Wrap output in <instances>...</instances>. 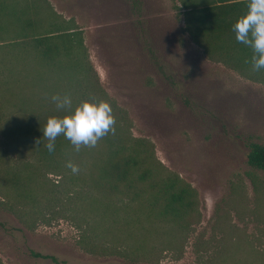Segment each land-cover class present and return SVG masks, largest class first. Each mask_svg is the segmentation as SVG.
Wrapping results in <instances>:
<instances>
[{"label":"rangeland","instance_id":"obj_1","mask_svg":"<svg viewBox=\"0 0 264 264\" xmlns=\"http://www.w3.org/2000/svg\"><path fill=\"white\" fill-rule=\"evenodd\" d=\"M35 1L42 23L47 2L80 44L73 68L29 55L13 64V50L0 46L3 263L56 264L39 252L60 264H264V171L246 158L250 141L264 144V84L208 59L184 29L179 0ZM81 82L87 100L111 104L123 136L146 141L154 163L191 185L195 211L174 221L92 188L88 170L106 155L104 139L72 160L78 174L39 166L25 137L40 110L68 111L52 95H70L73 109L82 102Z\"/></svg>","mask_w":264,"mask_h":264},{"label":"trees","instance_id":"obj_2","mask_svg":"<svg viewBox=\"0 0 264 264\" xmlns=\"http://www.w3.org/2000/svg\"><path fill=\"white\" fill-rule=\"evenodd\" d=\"M179 1L185 9L184 29L208 59L224 64L251 81L264 84V70L253 72L251 64L245 63L251 58V50L238 43L232 31L236 19L246 11V0ZM39 9L35 0L28 4H23L22 0H0V46L13 50L10 55L13 64L21 63L29 55L38 62L52 66L60 59H66L68 66L73 68L72 65L77 64L73 51L80 44L78 32L70 31L63 21L60 22V16L47 2L48 19L43 24L37 15ZM78 86L79 99H89L88 84L81 82ZM38 116L37 128L25 138L42 154L39 166L60 167L69 159L83 154L84 148L76 153L62 135L55 141V150L49 153L45 147L48 141L43 137L42 130L48 118L57 115L45 109L40 110ZM103 139L107 143L106 155L97 158L93 168L88 170L92 188L108 194L120 193L122 199H127L129 203L140 201L156 209L160 216L170 217L174 221H181L196 210L195 190L177 174L154 163L146 141L123 136L117 129L115 135L109 134ZM246 158L250 166L264 171V144L250 141ZM79 163L81 165V161ZM160 172L163 175L155 178L154 175ZM29 193L32 194L31 191ZM26 195L25 191L21 194L22 197ZM92 201L95 208L97 202ZM103 213H106L105 205ZM0 226H4L1 220ZM32 253L60 264L53 255ZM0 264H4L1 258Z\"/></svg>","mask_w":264,"mask_h":264},{"label":"clouds","instance_id":"obj_3","mask_svg":"<svg viewBox=\"0 0 264 264\" xmlns=\"http://www.w3.org/2000/svg\"><path fill=\"white\" fill-rule=\"evenodd\" d=\"M232 31L236 41L251 50V58L245 63L251 64L253 72L264 70V0H246V11L236 19ZM50 99L58 110L68 111L62 117H49L42 130L48 141L45 147L49 153L55 150V141L61 135L71 143L76 153L82 148H95L109 134L115 135L116 118L109 102L84 100L73 109L68 94H54ZM66 167L73 174L80 171L70 159Z\"/></svg>","mask_w":264,"mask_h":264}]
</instances>
